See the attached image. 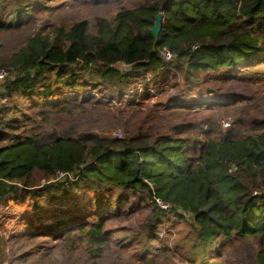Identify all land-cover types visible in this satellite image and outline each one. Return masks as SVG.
I'll return each instance as SVG.
<instances>
[{
    "label": "trees",
    "instance_id": "obj_1",
    "mask_svg": "<svg viewBox=\"0 0 264 264\" xmlns=\"http://www.w3.org/2000/svg\"><path fill=\"white\" fill-rule=\"evenodd\" d=\"M50 1L0 0V33L31 24L18 44L0 46V205L31 200L14 236L41 227L55 236L85 230L96 244L114 236L141 264L167 254L226 264L225 252L243 244L247 264H264V117L255 113L264 0H136L110 18L35 24ZM168 72L181 76L180 97L149 104L145 90H158ZM136 81L144 93L126 102ZM237 82L248 91L215 86ZM136 208L147 212L135 226L104 230Z\"/></svg>",
    "mask_w": 264,
    "mask_h": 264
},
{
    "label": "rangeland",
    "instance_id": "obj_2",
    "mask_svg": "<svg viewBox=\"0 0 264 264\" xmlns=\"http://www.w3.org/2000/svg\"><path fill=\"white\" fill-rule=\"evenodd\" d=\"M136 0H107L105 2H94L92 0H79L76 3L67 2V0H52L48 4L50 8L43 9L42 12H36L35 24H68L76 19L84 16L102 15L104 17H113L121 7H129ZM31 24L23 25L20 28L4 31L0 33V46L12 47L18 44L24 35L30 30ZM153 29V26L151 27ZM150 29V30H151ZM154 37H157L155 31H151ZM1 51V48H0ZM256 68L264 72V63L257 65ZM173 73V71H171ZM167 73V80L158 90L153 92L151 89H144L142 83L136 81L128 86V90L122 99H128L129 92L144 93L147 96V101L152 104L157 101L168 99L171 97H180L176 94L177 88L174 84L182 85V79L179 74L172 75ZM172 76V78H170ZM92 81L97 79L92 75ZM150 80V75L145 74V82ZM99 83H102L99 81ZM216 87H221L223 92L226 90L248 91L249 87L242 83H216ZM99 86L98 88H100ZM151 87V85H150ZM186 87H184V90ZM96 90H94V93ZM1 93V83H0ZM215 94V93H213ZM98 95V94H97ZM133 97V96H132ZM196 93L188 95L185 98H199ZM131 98V97H130ZM139 99V98H138ZM131 99H128V102ZM114 99L113 102L117 103ZM209 101V100H206ZM5 103V99L0 98V104ZM125 103V102H121ZM255 113L259 117H264V99L258 103ZM95 112L90 116H94ZM200 117V116H199ZM223 127H227L225 123H229V118L221 120ZM79 128L84 127V123L76 122ZM97 124H90L89 128L94 130L100 129ZM104 130V129H103ZM121 129H115L111 132L112 135H119ZM105 131V130H104ZM147 212V208H136L128 214L124 219H115L110 221L105 227L107 230H115L120 227H133L139 221L140 217ZM31 213V200L19 203L14 198H10L6 204L0 205V264H141L137 259L130 256V252L119 248V244L114 241V236L105 243L96 244L89 242V236L85 230L81 231L76 228H70L67 233L61 235H53L44 231V227L33 229L26 236L16 237L18 230H15L21 216ZM167 225L164 230L169 227ZM164 230L162 231L164 233ZM170 235L168 236V244L172 245L174 239V226L168 228ZM161 232V233H162ZM162 233V234H163ZM99 245V246H98ZM238 246V245H237ZM129 253V254H128ZM246 247L242 244L235 249L227 250L224 258L228 259L226 264H247L250 263L246 257ZM157 261L160 264H188L181 260L178 255H157Z\"/></svg>",
    "mask_w": 264,
    "mask_h": 264
},
{
    "label": "built area",
    "instance_id": "obj_3",
    "mask_svg": "<svg viewBox=\"0 0 264 264\" xmlns=\"http://www.w3.org/2000/svg\"><path fill=\"white\" fill-rule=\"evenodd\" d=\"M193 47H196L195 45L193 46ZM161 55H162V57H163V59H165V60H171V59H173L174 58V54L172 53V52H170V51H168V50H166V49H163L162 51H161ZM6 75H7V73H6V71H4V70H0V83L3 81V79L6 77ZM138 94V93H137ZM128 95H130V97L132 98V96H134V95H136L135 93H132V92H129L128 93ZM129 96H128V99H131ZM229 123H225V125H228ZM119 133V132H118ZM235 167L234 166H232L230 169H229V171H231V170H233ZM65 176H67V174L66 173H64V172H58L57 173V177L55 178V179H62V178H64ZM69 176H71L70 174H69ZM44 182V180H42V183ZM157 202L164 208V209H166V208H168L170 205L168 204V203H164V202H162V201H160V200H158L157 199Z\"/></svg>",
    "mask_w": 264,
    "mask_h": 264
},
{
    "label": "water",
    "instance_id": "obj_4",
    "mask_svg": "<svg viewBox=\"0 0 264 264\" xmlns=\"http://www.w3.org/2000/svg\"><path fill=\"white\" fill-rule=\"evenodd\" d=\"M161 18H162L161 12H159L155 15L154 25H153V29H151V31H155L156 34L159 33V31L161 29Z\"/></svg>",
    "mask_w": 264,
    "mask_h": 264
}]
</instances>
